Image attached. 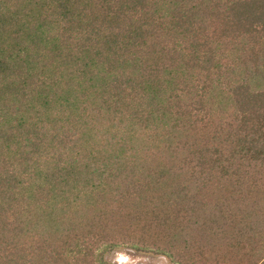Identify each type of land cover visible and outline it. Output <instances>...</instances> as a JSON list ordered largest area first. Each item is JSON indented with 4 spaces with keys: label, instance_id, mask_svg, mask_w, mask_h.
I'll list each match as a JSON object with an SVG mask.
<instances>
[{
    "label": "trees",
    "instance_id": "obj_1",
    "mask_svg": "<svg viewBox=\"0 0 264 264\" xmlns=\"http://www.w3.org/2000/svg\"><path fill=\"white\" fill-rule=\"evenodd\" d=\"M261 210L264 0H0V264H264Z\"/></svg>",
    "mask_w": 264,
    "mask_h": 264
},
{
    "label": "rangeland",
    "instance_id": "obj_2",
    "mask_svg": "<svg viewBox=\"0 0 264 264\" xmlns=\"http://www.w3.org/2000/svg\"><path fill=\"white\" fill-rule=\"evenodd\" d=\"M118 71H121L124 74L123 69L122 70H118ZM93 90H95V88L94 89L90 88L89 91L93 92ZM91 92H90V97H91ZM89 104H88V101H86V105H87L86 107L87 108H89L88 107ZM143 106L146 107L147 103H144ZM78 107L81 108V106H78ZM74 114H75V111H74ZM171 122H172V119H170L169 124H168L167 127L171 126V124H170ZM58 124H60L59 121H58ZM152 124L154 126V122H152ZM138 127H140V126H138ZM148 128H149L148 126H147V128L146 127L143 128V132H145L146 130L148 131ZM144 136H145V133H144ZM192 171H189L188 169H185V171H184L185 175L187 174V176H188L187 178L185 177V179H186L187 183L189 184V186L196 187V185L198 184L197 187H199V181H200V179L202 177H200L199 173L196 170L193 169ZM243 187H250L246 180L243 183ZM252 187H254V186H252ZM226 199H228V197L227 198L223 197V196L221 197V201L222 202L225 201ZM252 202L254 203L255 200L253 199ZM253 203H248V205L249 206L250 205L253 206L254 205ZM242 205H246V204H242ZM199 206L204 207V204L201 201H199V198H198L197 207H199ZM250 212L252 214L249 217L251 218V221L254 222L253 225H255V227L257 228V233H258V234H256V241H257L256 244L258 245V248L262 249V251H263L264 250V213H263L262 210L259 212L258 215L255 214L256 211H254V212L250 211ZM221 214L218 213L217 216H220ZM254 214L256 215L257 219H253L255 217V216H253ZM179 220H180V218H179ZM179 220L176 223L177 225H185L187 228L190 229V233L187 236H184L185 239L190 241L191 240L192 230H193V227H194V223L190 222V218H188V217L184 221V223L180 222ZM195 224L197 226V222H195ZM209 224L207 225L206 229H211V226H209ZM176 236H177V232H176ZM174 249L175 248L173 247L171 249V252H173ZM104 259L107 262L112 263V264H184L183 262H181L179 260V258H177V256L175 258L174 255L170 256V255L164 254L162 252H152V251L137 250V249H133L131 247H127L125 245L114 247L112 250L106 252V254L104 255ZM254 259L256 260V262H254V264H260V261L262 260V258L259 259V258H257V256Z\"/></svg>",
    "mask_w": 264,
    "mask_h": 264
}]
</instances>
